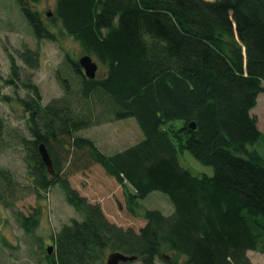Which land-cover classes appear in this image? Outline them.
Returning a JSON list of instances; mask_svg holds the SVG:
<instances>
[{
  "label": "trees",
  "instance_id": "16d2710c",
  "mask_svg": "<svg viewBox=\"0 0 264 264\" xmlns=\"http://www.w3.org/2000/svg\"><path fill=\"white\" fill-rule=\"evenodd\" d=\"M6 1L37 40L64 35L80 46L66 52L56 71L66 94L48 104L37 85L22 79L25 65L19 64L37 69L38 49L9 52L10 74L0 73L2 85L33 89L18 99L29 113L32 138L17 140L26 152L33 193L45 199L59 185L81 215L63 224L52 244L46 242L45 264H107L113 252L138 256L144 264L157 258L167 264H253L249 251L264 253V155L257 148L264 131L253 114L264 93V0H54V11L45 14L57 27L35 8L41 0ZM83 55L97 64L94 77L85 73ZM96 107L105 120L135 118L143 138L107 154L93 139L76 135L95 120ZM42 143L54 174L42 158ZM56 143L66 156L78 152V170L99 164L125 186L127 208L146 220L144 227L124 229L100 203L82 196ZM185 151L214 173L185 167ZM19 185L10 169L0 167V202L27 235L41 240L36 230L45 206L30 214L16 211L12 199ZM157 190L169 197L172 214L142 208V200Z\"/></svg>",
  "mask_w": 264,
  "mask_h": 264
},
{
  "label": "rangeland",
  "instance_id": "374dc122",
  "mask_svg": "<svg viewBox=\"0 0 264 264\" xmlns=\"http://www.w3.org/2000/svg\"><path fill=\"white\" fill-rule=\"evenodd\" d=\"M12 1L10 0V2ZM35 8L45 15L49 26H60V24L52 25L45 14L48 11H54V0H41L35 5ZM6 47H8L7 50ZM26 47L39 50L40 66L37 69H28L26 64L19 60L20 65H25L22 69V79L37 85L44 104H48L55 98L63 97L66 91L63 83L58 79L56 71L59 67L64 66L66 52H77L80 49L79 44L64 35L58 37L57 41L37 40L32 35L26 21L17 12L13 13L6 0H0V73L4 77H8L10 74L9 52H14L16 48L24 49ZM104 73L101 71L100 75ZM71 88L77 89L78 81L73 80ZM29 91L33 92V89L26 88L22 83L0 84L1 95L13 98V101L9 103L0 97V121L2 122L0 125V167L10 169L20 183L18 195L16 199H12L16 211L30 214L38 204L45 206L41 223L36 230V234L41 237V240H34L35 236L27 235L18 223L14 212L0 202V264H45L46 242L47 245L48 242L52 244L51 237L60 230L63 224L70 223L73 218L81 219V215L67 202L59 185L47 191V197L41 200L37 199L36 194L32 191V183L27 177L26 152L17 142L20 136L32 138L27 125L29 113L24 111L23 105L18 100L26 96ZM70 100L74 104L78 101L71 96ZM101 110L96 107L95 120H91L89 127L76 131V135L93 139L107 154L123 150L143 138L135 118L105 120L101 115ZM253 114L258 116L259 127L264 131V93L260 94L258 105L253 109ZM257 146L264 155V140ZM57 149L65 164V172H67L72 186L77 188L79 193L87 197L90 202L100 203L111 222L117 223L124 229L133 228L137 232L144 227L146 220L134 216L127 208L125 186L121 185L114 177L109 176L99 164L93 163L86 171L78 170L79 168L73 166L74 158L78 152L71 150L68 152L69 156H66L67 150L60 146V143L57 144ZM78 157L77 155L76 159ZM180 159L182 164L195 174L212 175L214 173L212 166L200 163L188 151L181 153ZM141 206L142 208L160 209L166 215H170L174 211V206L167 194L158 190L143 199ZM248 254L253 264H264V253L249 251ZM125 264L144 263L139 259ZM156 264L167 263L157 258Z\"/></svg>",
  "mask_w": 264,
  "mask_h": 264
},
{
  "label": "water",
  "instance_id": "95a60500",
  "mask_svg": "<svg viewBox=\"0 0 264 264\" xmlns=\"http://www.w3.org/2000/svg\"><path fill=\"white\" fill-rule=\"evenodd\" d=\"M81 63H82V66L86 70L87 76L94 77L96 74V70H97V64L92 60V58L88 55H84L81 58ZM192 126L195 128L196 124L192 123ZM40 151H41L42 158L48 167V170L51 173H54L55 172L54 163L50 156L48 148L45 146L44 143L40 145ZM52 250H53V247L50 246L49 251L52 252ZM137 258L138 256H130V255H127L121 252H114L109 255L107 264H121V262H129V261L137 260ZM165 258L170 259V256L165 255Z\"/></svg>",
  "mask_w": 264,
  "mask_h": 264
}]
</instances>
